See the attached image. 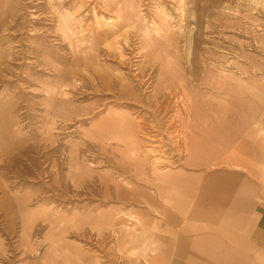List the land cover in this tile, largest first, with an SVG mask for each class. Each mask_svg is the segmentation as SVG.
<instances>
[{
	"label": "rangeland",
	"instance_id": "rangeland-1",
	"mask_svg": "<svg viewBox=\"0 0 264 264\" xmlns=\"http://www.w3.org/2000/svg\"><path fill=\"white\" fill-rule=\"evenodd\" d=\"M187 123L264 164V0H0V264L139 257L97 171L132 132L184 154Z\"/></svg>",
	"mask_w": 264,
	"mask_h": 264
},
{
	"label": "crops",
	"instance_id": "crops-1",
	"mask_svg": "<svg viewBox=\"0 0 264 264\" xmlns=\"http://www.w3.org/2000/svg\"><path fill=\"white\" fill-rule=\"evenodd\" d=\"M132 133L120 136L122 155L115 156L122 175L109 166L97 171L110 187L122 177L123 193L108 192L123 209L110 208L106 220L97 212L98 226L110 229L124 218V237L127 226L138 231L139 257L117 255L124 259L118 264H264V164L249 140L233 129L200 131L187 123L184 154L170 138L163 148L157 143L154 161L141 153L147 141ZM227 135L240 138L227 146ZM20 137L19 144L31 140Z\"/></svg>",
	"mask_w": 264,
	"mask_h": 264
}]
</instances>
